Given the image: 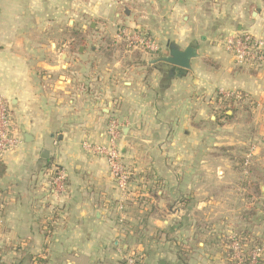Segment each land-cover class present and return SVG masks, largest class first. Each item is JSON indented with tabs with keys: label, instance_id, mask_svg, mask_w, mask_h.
Here are the masks:
<instances>
[{
	"label": "crops",
	"instance_id": "0c3cea01",
	"mask_svg": "<svg viewBox=\"0 0 264 264\" xmlns=\"http://www.w3.org/2000/svg\"><path fill=\"white\" fill-rule=\"evenodd\" d=\"M119 26L161 51L128 50ZM240 31L264 39V0H0V99L21 140L0 160V262L123 264L133 254L141 264H233L235 253L237 264L236 233L240 253L264 248V184L249 198L264 175V64L235 65L225 40ZM194 43L189 69L161 61ZM221 93L246 99L224 106ZM112 124L131 174L125 193L83 147L107 144ZM55 167L66 173L61 195ZM216 193L227 197V254L200 228ZM188 224L186 259L156 243L174 225L184 238Z\"/></svg>",
	"mask_w": 264,
	"mask_h": 264
},
{
	"label": "built area",
	"instance_id": "2783aa9c",
	"mask_svg": "<svg viewBox=\"0 0 264 264\" xmlns=\"http://www.w3.org/2000/svg\"><path fill=\"white\" fill-rule=\"evenodd\" d=\"M117 40L126 45L130 51H144L149 54H158L161 51L159 44L143 30H136L119 26ZM226 48L232 54L237 67L260 68L264 64V39L251 33L240 31L229 35L226 40ZM230 96H226L229 98ZM14 122L9 105L0 99V160L10 151L15 150L21 140L14 135ZM109 142L105 145H93L84 143L83 147L95 154L104 157L109 165L110 174L116 187L122 193L128 189L131 174L122 162V157L117 144L118 132L116 125L109 128ZM248 165V163H247ZM52 184L58 194H64L67 188L66 173L63 169L55 167L52 173ZM123 209V206H120ZM264 253L263 249H257L252 255L251 264H257L258 259ZM236 256L240 264H243L239 254ZM123 264H139L135 255L129 254L123 259Z\"/></svg>",
	"mask_w": 264,
	"mask_h": 264
},
{
	"label": "rangeland",
	"instance_id": "374dc122",
	"mask_svg": "<svg viewBox=\"0 0 264 264\" xmlns=\"http://www.w3.org/2000/svg\"><path fill=\"white\" fill-rule=\"evenodd\" d=\"M221 94L224 95V96L241 97L240 95L236 96V93H221ZM241 100L242 99H239V102ZM239 105H240V108L245 109V110L247 108H249V107H252L251 101H249V100H247L246 103H239ZM222 109L224 110V106L222 107ZM228 109L229 108L227 107V110ZM223 112L225 113L226 111L224 110ZM238 117H239L240 121H246V120L248 121L249 120V115L248 114H246L244 116H240L238 114ZM218 152H219L220 155L227 156V147L224 146L222 148H219ZM242 166L243 167H241V168H242L243 172H244V170L246 168H247V171L249 170L248 167L245 166V161H244V165H242ZM247 176L248 175H244L243 176L244 184H245V178ZM214 197H215V202L220 203L219 207H217V209H215L214 211L211 210V208H209L208 211H205V212H210L211 213V215L209 217V220H207L209 224L200 225V228L203 229V232L211 234L210 242H208L209 246L212 245V248L216 252L221 251V252L227 254V197L222 195L221 193H216V195ZM224 200H226V201H224ZM224 203H226V204H224ZM256 204L260 205L261 201H257ZM221 205H222V207H220ZM260 206H259V208H260ZM199 221L200 222H198V223L201 224V220L200 219H199ZM174 228H176V225H174ZM174 228H172L173 231L168 232L169 231L168 230L165 233V236L164 235L161 236L158 233L156 235V239H155L157 241L156 243L159 244L160 240L163 239L162 241L163 242L164 241L167 242V246L169 247V249H171L173 247V249L175 250L174 252H177L176 250H178V252L180 254L183 253L181 255L183 257V259H186V257H188V256H185V255H189L188 253L190 252V249L192 247V240H191V237L193 236L192 235L193 234V230L191 229L192 225L188 224V225L184 226V229H185L184 230L185 231L184 232L185 233L184 234V236H185L184 238H178L177 236H175ZM177 229L179 230L178 226H177ZM143 232H144V230H142L141 233L139 234V239L141 241V244H145L146 243L145 242V240H146L145 239V234ZM236 234H237V236L235 237L234 245L232 246V248L230 247V250H233L236 253L240 254V251H241L240 250V245H241V243L239 241H237L236 238L240 239L241 235H240V233H236ZM157 237H159V238H157ZM136 244H139V243H136ZM257 249H264V248L263 247L256 248V251H257ZM256 251H255V253H256ZM221 252H219V253H221ZM262 255H264V253H262ZM0 264H3V263L0 262ZM145 264H151L150 260H146ZM237 264H240V261Z\"/></svg>",
	"mask_w": 264,
	"mask_h": 264
},
{
	"label": "trees",
	"instance_id": "16d2710c",
	"mask_svg": "<svg viewBox=\"0 0 264 264\" xmlns=\"http://www.w3.org/2000/svg\"><path fill=\"white\" fill-rule=\"evenodd\" d=\"M237 95L238 96L240 95L242 100L246 97V95H243L241 93L236 94V96ZM219 97L221 98V101H220V104L221 105L223 104L224 106L225 105L227 106V104H234V101L235 100L232 98L234 96H230L229 98L226 99L225 98L226 96L220 94ZM230 110H232L234 112L233 108H231ZM257 178H258V181L257 182H252L251 183V189L253 191V194L249 195V198L250 197L252 198V197H255V196H257V197H260L261 196L260 184L261 183L264 184V175L258 174L257 175ZM262 203H264V202H262ZM253 252H254V250L252 252H248V253H240L241 254V258L243 260V264H251L252 255L254 254ZM234 255H235V253H230V260L232 259L231 261L233 262V264H236V262L233 260ZM137 259H138L139 263L141 264V259L139 257ZM39 262H40L39 264H42L41 261H39ZM257 264H264V257H260L258 259Z\"/></svg>",
	"mask_w": 264,
	"mask_h": 264
},
{
	"label": "water",
	"instance_id": "95a60500",
	"mask_svg": "<svg viewBox=\"0 0 264 264\" xmlns=\"http://www.w3.org/2000/svg\"><path fill=\"white\" fill-rule=\"evenodd\" d=\"M197 56V44L195 43L184 51L172 46L170 47L169 56L162 58L161 61L183 69H189L191 60L197 58ZM160 264H164V262H160Z\"/></svg>",
	"mask_w": 264,
	"mask_h": 264
}]
</instances>
